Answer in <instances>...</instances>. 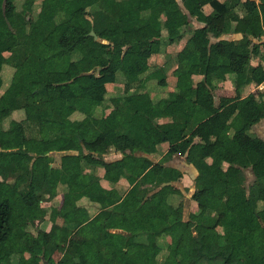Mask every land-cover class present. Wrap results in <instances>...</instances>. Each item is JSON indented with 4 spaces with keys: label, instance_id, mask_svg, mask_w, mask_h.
Masks as SVG:
<instances>
[{
    "label": "trees",
    "instance_id": "trees-1",
    "mask_svg": "<svg viewBox=\"0 0 264 264\" xmlns=\"http://www.w3.org/2000/svg\"><path fill=\"white\" fill-rule=\"evenodd\" d=\"M40 1L0 0V89L4 63L14 69L0 94V264H89L86 244L98 253H111V264H173L178 257V264H264V137L248 131L264 117V91L223 97L218 105L212 97L195 98L198 88L208 89L212 80L229 73L236 89L264 81L262 64L251 65L250 54L240 51L250 45L253 53L262 48L264 60V0H49L35 14ZM204 4L211 6L210 12L203 11ZM234 5L251 13L243 36L236 39L223 35L230 21L239 18ZM163 29L168 42L190 31L176 53L174 73L179 82L190 83L178 93H188L192 108L175 111L169 96L155 100L136 91L138 87L130 90L132 83L143 84L141 75L150 70L148 59L159 51ZM34 30L42 36L56 31L59 47L29 48ZM212 36L218 39L212 41ZM209 66L217 68L208 71ZM119 69L126 79L124 90L106 98V83L115 80ZM194 73L203 78L192 86ZM147 75L156 77L158 85L166 84L162 66ZM10 96L22 118H10L5 128L3 120L10 113L5 100ZM56 100L65 105L56 106ZM107 106L109 112L102 114ZM222 106L230 112L227 118L219 113ZM164 114L171 119L158 121ZM108 115L116 118V125L93 122H104ZM195 135L206 144L210 161L189 147ZM218 138L225 143L217 145ZM162 141L171 143L164 158L187 151L197 169L192 198L198 221L172 218L181 191L170 181L178 180L182 171L145 155ZM110 147L121 157L104 159ZM52 151H67L59 165L51 164ZM96 165L135 185L140 203L134 219L124 218L116 189L95 185L84 195L80 183L69 182L59 213L78 219L74 235L64 226L34 236L11 225L13 211L28 212L46 195L53 196L69 175L91 172ZM133 167L141 174L133 173ZM248 167L253 180L246 185ZM89 175L91 182L96 180ZM82 197L88 206L80 203ZM91 203L100 206L96 212L104 220L97 230L87 224L95 211ZM235 222L239 230L232 227ZM165 231L170 241L159 259ZM60 240L66 250L55 261Z\"/></svg>",
    "mask_w": 264,
    "mask_h": 264
},
{
    "label": "crops",
    "instance_id": "crops-1",
    "mask_svg": "<svg viewBox=\"0 0 264 264\" xmlns=\"http://www.w3.org/2000/svg\"><path fill=\"white\" fill-rule=\"evenodd\" d=\"M37 1H40V0H36V2ZM46 3H47V0H41L40 3H37L38 4L37 6L41 10V8L46 5ZM40 10H38V12ZM210 10H211V6L209 4L203 5V11L204 12L208 13V12H210ZM234 10L238 14L239 18L238 19H232L230 21L228 29L225 33H223V35L225 37L236 39V38H241L243 36L245 29H246V26L248 25L251 13L250 12L246 13L238 5H234ZM142 23L145 24L146 26H148L146 20L143 19ZM263 29H264V27H263ZM32 35H34V37L31 39L30 37ZM56 35L58 36L56 31H51L47 36H42V35H40L39 32L37 35L35 33V30H34L29 35V38L31 39L30 40L31 43L29 44L27 41L28 47L32 49V47H33L32 45L35 44V45H39V47L43 48V45H44L43 42L47 43V41H50L49 43H51L53 45V39L56 40V42H57ZM188 35L185 33L181 38L175 39L172 42H168L166 39V31H165V29H163L162 35H161V43H160L159 51L156 53H153L148 59V62L150 65V68H149L150 70L146 71L145 73H143L141 75L143 84L141 86H137V82L132 83V85L130 86V90L136 89L138 87V89L136 91L148 92L150 97L152 99H155V100L159 99L161 97H168L169 96V99L171 100L170 106L175 111H179V110H182L184 108H186V109L192 108L194 103L190 99V97L188 96V93H185V94L178 93L179 89L188 88L190 83L189 82H179L177 80L175 73H174V70L177 67L176 53L180 50V48L183 45L181 46V44H180L181 47L177 46L176 52L171 54L173 47L175 46V42L181 43V40H184V39L186 40ZM49 37H51L52 39H50ZM217 39H218L217 37H214V36L211 37L212 41L217 40ZM253 39L255 40L256 38H253ZM250 47H251V45L246 46V47H241L240 51L250 54V64L251 65L255 66L258 64H262L263 69H264V60L262 59L263 49L259 48V51L257 53H253V52H251ZM45 49H48V48H46V46H45ZM177 49H179V50H177ZM166 51H168V52L171 51L169 54L171 60L168 59L167 56L164 57V55H166ZM8 55H5V56H8ZM167 55H168V53H167ZM157 66H162L165 68L166 84H164L162 86L157 84V78L156 77H150L147 75L151 70H153ZM4 68H5V64L3 65V69ZM216 68L217 67H215V66H209L207 69H208V71H213ZM3 69H2V79L4 77V70ZM122 74L123 73L121 72V70L117 71L115 80L112 82L106 83V89H107L106 93H105L106 98H108L109 96L114 95V94H119L124 90L126 79H125L124 75H122ZM8 75H9V73L6 76H8ZM202 78H203L202 74H199V73L192 74L191 75L192 86L195 85ZM7 80H10V77L7 78ZM7 80L5 81L3 79L2 85L8 84L9 81H7ZM261 91H264V81H262L260 83H256L255 81H249L247 83L242 84L239 88L236 89V83L233 79V75L229 73V74H226L223 79L212 80V86H209L208 89L198 88L196 90L195 98L198 100H201V99L212 97L214 104L218 105L220 98H223V97L224 98L225 97H229V98L230 97H237V96L243 97L246 94H248L249 92H261ZM1 93H3V92H1V89H0V94ZM263 98H264V95H263ZM9 99L14 100L16 102V105L15 106L11 105V107L14 111L19 112L16 115L12 114V116H13L12 118L15 117V119H21L22 118V111L17 110L20 108L17 100L15 99L14 96H10L8 98V100ZM109 110H110L109 106L105 107L104 108L105 114L108 113ZM11 112H12V110H10V113ZM222 112L224 114H222ZM219 113L224 118H227L230 114V112L226 106L220 107ZM170 119H171L170 115H166V114L158 117V121H160V122L169 121ZM96 120H99V119H96ZM107 120H111L112 124L107 122ZM8 121L9 120H7V117H5L3 120V125L5 128L8 126ZM103 121L104 122H97V121H93V122L97 123L99 125H102V123H104V124L107 123L110 126H114L117 123V120L113 115H110L108 118H106ZM248 131L252 135L264 137V117L261 118L256 123L252 124L251 127L248 129ZM216 142H217V145H223L225 143V141L221 138H218L216 140ZM170 146H171L170 142L162 141L156 145L155 151H153L151 153H146L145 155L148 156L154 163L163 159L164 164L177 167L183 173L182 177L180 178L181 180L178 179V180H174V181H170V182L172 184H174L175 186H177L181 192L186 191V193H187L186 196H188V198L185 197L186 200H184V202L181 205L178 204V207H176V209H174V211H173L172 218L173 219H183V220H187L189 218L197 219L198 218V216L196 215L197 205H196V201L192 198V193L195 189L194 188L195 185H193V179L192 178L195 177V175L197 173V169L187 159V156H186L187 151H185L183 154H181L179 152H174L169 158H164L166 156L167 151L170 148ZM189 147L193 150L195 155H197L199 157H203L207 161L211 160L210 156L207 154L206 144L201 140V138L199 136L195 135L193 137ZM66 152L67 151L49 152V154H51L53 157L51 164L52 165H59L60 164V156L54 157L55 153H59L61 155V154L66 153ZM69 152L76 153V151H73V150H71ZM121 155L122 154L120 151L116 150L114 147H110L109 151L104 154V159L112 160V159H116L118 157H121ZM54 158H58V161L55 162ZM190 164H191V166H190ZM87 170L88 169H85V171H83V172L69 175L67 178V181L59 182L56 186V193L53 196L52 195H46L45 197H43L40 200V202L38 204L31 205L28 212L23 213V214H18L16 211H13V213L10 217V223H11L12 218L14 216L18 217L19 221H22L23 218L24 219L36 218L34 215L39 214L40 218L37 217V219H36L37 223L39 222V223H41V225H44L43 229H45L46 231L52 232V234H53L54 229L56 227H60V226H64L68 229L77 228L80 225V223H79L78 219H76L72 213H70V212L59 213L60 206H61L62 199H63V195L68 189V183L69 182L80 183L83 186L82 193L84 195L89 194L91 192L92 187L95 185L101 186V187L106 188V189H116L119 197L121 198L120 202L122 203V206L124 208V214H123L124 218L126 220L134 219L136 216L135 208L140 203V200L134 195L135 194V192H134L135 185L133 183L130 184L124 176H120L115 172L106 173L104 168L100 165L94 166L92 168V170L90 168L91 172H87ZM89 173H92L93 175L96 176L95 181L91 182L90 177H89L90 176ZM133 173L139 175V174H141V171L138 170L136 167H133ZM246 174L253 176V173H252L250 167L247 168ZM155 189H157V188H155ZM180 199H181V197H180ZM80 203L85 205V206H88V199L86 197H82L80 199ZM91 207L94 208L95 211H94V214L92 215V217L87 221V224L92 230H97L103 225V222H104V220L96 212L97 209L100 210L101 208L96 203H91ZM14 213H15V215H14ZM112 230H116V229H112ZM55 231L57 232V228ZM169 241H170V233L168 231H165L160 236V243L162 244V246L163 245L166 246V244ZM88 246H89V248H91V250H89L87 248ZM85 250H86L89 261H90L89 255L92 252H93L92 255L94 254L97 256L98 262L102 261L103 256H104V258L108 257L110 262L113 261V258H112L113 255L111 253H105V255L102 253H98L95 249H93L88 244L85 245ZM90 251H91V253H90ZM89 264H91V261L89 262Z\"/></svg>",
    "mask_w": 264,
    "mask_h": 264
},
{
    "label": "rangeland",
    "instance_id": "rangeland-1",
    "mask_svg": "<svg viewBox=\"0 0 264 264\" xmlns=\"http://www.w3.org/2000/svg\"><path fill=\"white\" fill-rule=\"evenodd\" d=\"M48 2H49V0H47V3L46 4H48ZM17 5H18V3H17ZM38 4H36L35 6H34V8H35V14L38 12V10H40L39 9V7L37 6ZM19 6V5H18ZM29 14V13H28ZM28 17H29V15H27ZM189 32L190 31H188V32H186V34L188 35L189 34ZM35 33L38 35V32H36V30H35ZM34 37V35H32L30 38L32 39ZM58 36L56 35V38H57ZM28 39V43L30 44L31 43V39ZM50 39H52L51 37H49ZM43 42V41H42ZM50 41H47V43H44L43 42V48H45V46H46V48H48V49H52V48H58L59 47V45L57 44V42H56V40H54L53 39V45L51 44V43H49ZM185 42V39L184 40H181V43H179V42H175V46L173 47V50H172V53L171 54H173L174 52H176V47L177 46H180V44H181V46L183 45V43ZM33 47H32V49H34V48H38L39 47V45H35V44H33L32 45ZM180 46V47H181ZM179 47V48H180ZM42 48V47H41ZM177 50H179V49H177ZM170 52L171 51H166V55H164V57H166L167 56V58L168 59H170V56H169V54H170ZM167 53H168V55H167ZM4 54L5 55H8L9 54V52L8 51H4ZM171 60V59H170ZM5 64V68L3 69L4 70V77H3V79L6 81L7 80V78H9L10 77V75L13 73V71L12 70H14L13 69V67L11 66V63L10 62H5L4 63ZM118 71H120V69L118 70ZM122 72V71H121ZM9 73V77L8 76H6L7 74ZM123 75V74H122ZM7 81H9V80H7ZM8 84H5V85H2L1 86V92H4V89H5V87L7 86ZM11 105L12 106H15L16 105V102L14 101V100H8V99H6L5 100V106H6V108L7 109H9V110H12V112L11 113H9V115L7 116V120H9L10 118H12L13 116H12V114L13 115H16V114H18L19 112L18 111H14L13 109H12V107H11ZM55 105L56 106H58V107H63L64 105H65V102H64V100H56L55 101ZM17 110H21V108H19V109H17ZM100 113L102 112V111H99ZM105 113V111H103L102 112V114H104ZM107 114V113H106ZM222 114H224L223 112H222ZM110 115H108L107 116V118L109 117ZM15 118V117H14ZM106 119V118H105ZM107 122H109V123H111L112 124V122H111V120H107ZM29 133V132H28ZM58 156H60V154L59 153H55V155H54V157H58ZM54 161L55 162H57L58 161V158H54ZM190 166H191V164H190ZM244 171H245V176H246V178H245V184L246 185H249L250 183H251V181L253 180V176H251V175H249V174H246V171H247V168H245L244 169ZM182 175H183V173H182ZM182 177V176H181ZM180 177V178H181ZM179 178V179H180ZM193 179V185H195V180H194V178H192ZM181 180V179H180ZM195 188V187H194ZM155 189V188H154ZM134 192H135V189H134ZM186 191L185 192H181V194L180 195H178L175 199H174V202H175V204H182L183 202H184V200H186V198L185 197H187L188 198V196H186ZM180 197H181V199H180ZM121 199V198H120ZM46 204V203H45ZM14 215H15V213H14ZM36 218H33V219H31V218H26V219H22V221H19V219H18V217H16V216H14L13 218H12V221H11V224L13 225V226H16V225H18V226H20V227H23V229L25 230V231H27V232H29V233H31V234H33L34 236L39 232V230H44L43 229V226L44 225H41V223H37V221H36V219H37V217H39L40 218V215L38 214H35L34 215ZM194 218V217H193ZM189 220H192L191 218H189ZM196 221H198V218L196 219ZM21 223V224H20ZM20 224V225H19ZM22 225V226H21ZM234 229H236V230H239L240 229V224H239V222H235L234 224H233V226H232ZM57 228V232H58V229L60 228V227H56ZM77 228H75V229H69L70 230V234L69 235H71V233L74 235L75 233H73V232H75V230H76ZM218 230L220 231V232H222L221 230H222V227L221 226H219L218 227ZM15 239H12V241H14ZM60 242V244H59V246L55 249V251L53 252V258H54V260L55 261H57L61 256H62V254H63V252L66 250V242L65 241H62V240H60L59 241ZM89 250H91V248H89V246L87 247ZM165 251H166V246H164L163 245V248H162V252H161V257L159 258V259H163L164 258V254H165ZM196 251V250H195ZM195 251H193V255L197 258L198 256H199V254H197ZM90 253H91V251H90ZM93 253V252H92ZM92 253L89 255V258H90V261H91V264H111V262L109 261V259H108V257L107 258H104V256H103V259H102V261H100V262H98L97 261V256L96 255H92ZM173 253H174V251L172 250H169V256H172L173 255ZM104 255H105V253H103ZM24 255L25 256H29L30 255V253L29 252H24ZM112 256V255H111ZM179 258V257H178ZM178 258L173 262V264H178ZM89 261V262H90Z\"/></svg>",
    "mask_w": 264,
    "mask_h": 264
},
{
    "label": "water",
    "instance_id": "water-1",
    "mask_svg": "<svg viewBox=\"0 0 264 264\" xmlns=\"http://www.w3.org/2000/svg\"><path fill=\"white\" fill-rule=\"evenodd\" d=\"M90 33L94 36V38H97V35H96V33L94 32L93 29L90 30ZM163 183H168V181L167 182H163Z\"/></svg>",
    "mask_w": 264,
    "mask_h": 264
}]
</instances>
